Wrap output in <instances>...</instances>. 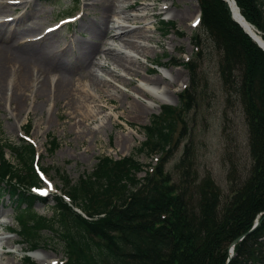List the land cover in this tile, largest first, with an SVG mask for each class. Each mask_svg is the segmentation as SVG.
<instances>
[{
	"label": "rangeland",
	"instance_id": "obj_1",
	"mask_svg": "<svg viewBox=\"0 0 264 264\" xmlns=\"http://www.w3.org/2000/svg\"><path fill=\"white\" fill-rule=\"evenodd\" d=\"M111 1L115 3L114 0ZM243 1L245 3V0L241 1V9L240 6L236 7L244 19L242 13L246 10ZM130 2L133 6L131 10L126 11L127 14L139 15L145 20L121 24L129 26L134 32L143 31L149 37L145 43L147 47L145 59L142 56L136 57L138 65L125 63V66L137 72V76L129 75L123 68L112 65L100 50L94 56L95 65L77 66V60L83 51L81 49L86 45L98 43L100 49L111 47V44L123 46L116 38L115 42L112 41L116 33L113 27L120 22L118 17H121L117 12L110 11L105 15L103 21L108 22L107 32L97 40L90 29L80 27L82 21L92 23L98 20L96 5L91 6L88 5L91 3H87L84 6L83 0H0V4L3 5L0 23L11 19L0 24V37L12 33L10 39L12 45L29 40L30 36L40 34L47 27H59L64 22L55 21L64 16H70L69 20L73 22L82 14L80 20L69 26H61L44 39L48 38L52 42V49L58 53V57L66 58L74 65L68 78L71 88L74 90L75 85L87 86L86 89H90L92 95L94 94V102L88 103V106L96 116L95 119L85 120L71 107L63 106L65 101L58 102L54 107L50 97L48 100L43 98L35 101L34 97H31V91L25 93L23 109L17 111H14L6 101L0 100V146L16 147L19 140L24 138L31 143L38 155L37 170L43 175V178L39 177L42 181L40 188L46 192V196L41 197L46 200L44 205L35 202L31 208H27L25 205H18L6 191H0V239L9 240L2 246V250L7 257L4 259L10 264H41L38 259L48 258L46 264L65 263L61 243L55 240L53 233L45 229L38 231L40 236L37 238L38 246L30 251L29 242L19 234L20 227L16 216L20 213L23 218H29L32 222L49 219L53 212L54 196L60 197L64 191L60 175L66 176L74 183L83 172L91 171L99 156L106 155L114 159L128 157L145 139L141 128L147 126L153 116L161 114L162 106L180 109L177 110L178 118L173 115L176 119L172 127L173 138L168 143L172 153L163 162L164 173L169 174L173 181H176L179 174L184 171L189 173L187 185L190 187L201 179H208L213 186L219 188L220 199L223 202L229 195L231 186L238 185L250 168L251 136L248 133L244 106L241 105V101L229 95L228 91L231 88L228 87L226 78L229 77L226 76L221 64L222 53L214 47V34L218 33L221 39V33L217 29L218 22L214 20V14L218 12L215 13L212 7H208V3L212 1ZM224 4L229 13V7L225 2ZM117 5L125 7L126 3ZM144 6L145 12H141ZM164 8L165 10H162ZM228 17L231 18V13ZM205 18H209V25L206 24V20L204 21ZM197 19L198 24L195 23ZM160 20L171 24L166 33L158 23ZM251 26L259 36H262L253 25ZM99 62L101 66L97 67L96 64ZM164 69L173 80L163 73ZM144 70L147 71L146 76ZM48 72L52 84L57 72L52 69ZM93 72L98 73V78H105L109 85L99 84L94 88L91 83L94 79ZM113 75L115 77H112ZM234 75L241 78V71ZM157 76L164 79L162 86L167 88L169 104L156 106L150 104L137 90L143 78L153 79ZM258 81V77L254 78V83ZM186 99L189 100V104L187 110H183ZM34 102L39 103L41 110L33 114ZM134 102H141L143 106L132 110L131 105ZM26 129L27 137H24ZM48 137H52L56 143V149L52 153L47 151ZM184 147H187L190 154L188 153V159L183 162L180 169L175 170ZM3 155L9 163H15L7 149L3 150ZM164 156L156 152L149 156L145 153L133 156L132 158L143 167L136 173V178L142 179L146 173L145 169L155 167ZM259 216V213L255 215L253 225L255 222L258 225ZM232 254L234 256L233 249ZM34 255H38L39 258ZM245 264H263L262 256L259 255L253 262Z\"/></svg>",
	"mask_w": 264,
	"mask_h": 264
},
{
	"label": "trees",
	"instance_id": "obj_2",
	"mask_svg": "<svg viewBox=\"0 0 264 264\" xmlns=\"http://www.w3.org/2000/svg\"><path fill=\"white\" fill-rule=\"evenodd\" d=\"M210 1L208 7L218 12L214 20L221 33L219 39L215 32L214 47L222 53L229 95L244 106L251 136L252 163L243 179L231 186L221 202L219 188L208 179L190 187L187 171L176 181L164 173L163 162L172 153L168 143L173 138V117L178 118L180 109L162 106L161 114L141 128L145 139L128 157L99 156L91 171L83 172L74 183L60 175L61 195L70 206L54 196L49 219L32 222L20 213L16 216L19 234L29 242L30 251L38 246V231L45 229L61 243L64 264H245L259 255L264 264V52L228 17L230 11L222 0ZM233 1L239 7L242 0ZM244 6V20L263 39L264 0H245ZM205 20L209 25V18ZM158 23L164 33L171 27L162 20ZM240 71L241 78L234 75ZM257 77L259 81L254 83ZM188 101H184L183 110H187ZM47 139V151L52 153L56 143L52 137ZM4 149L14 164L4 158ZM152 152L165 156L137 179L136 173L143 167L132 157ZM188 153L184 147L175 170L188 159ZM35 162L34 148L24 140L16 147L0 146V191L27 208L35 202L46 203L30 193L41 185ZM258 213V225L248 232ZM245 233L227 262L228 246Z\"/></svg>",
	"mask_w": 264,
	"mask_h": 264
},
{
	"label": "bare ground",
	"instance_id": "obj_3",
	"mask_svg": "<svg viewBox=\"0 0 264 264\" xmlns=\"http://www.w3.org/2000/svg\"><path fill=\"white\" fill-rule=\"evenodd\" d=\"M83 1L85 2L84 6H86L87 3H91L88 4L91 6H98V20L92 23L88 21H82L80 23V27L83 29H90V31L95 35V38H97L98 40L99 37H103V35H105V32H107L108 22L107 20L103 21L105 15L110 11L117 12V14L121 17H118L120 22H116L117 24L115 25V27H113L116 33L112 37V41L115 42L116 38V41H121V44L123 46L111 44L112 48L109 46L100 49L98 43L86 45L83 49H81L83 51L81 52L80 59L77 60V66L82 67L85 64L95 65L93 59L97 52H99L100 50V52L112 62V65L120 67L121 69L123 68V70L127 71L129 75L137 76V72L135 70H132L130 67L125 66V63L138 65V58L136 59V57L142 56L145 59L144 54L147 51L145 43L148 41L149 37L146 35L147 33L145 34V32L143 31L134 32V30L129 26H123L122 24L125 25V23L127 24V22L129 21L139 22V20L143 21L145 19H143V17L139 15L127 14L128 12L126 11L131 10L133 6L131 4L132 2H130L131 0H114V4L111 0ZM117 3H126V6L120 7L119 5H117ZM2 6L3 5L0 4V13L3 10ZM162 10H165V8ZM141 12H145V6L141 8ZM239 23L242 25V27H244L245 31L260 44V46L264 47V40L254 31L251 25L246 23L243 18L242 20H239ZM12 35V33H9L6 36L2 35L0 37V100L4 102L6 101L14 111H17L19 109H23V102L24 100H26L25 93L31 91V97H34L35 101L43 98H46V100H48L50 97L54 104V107H56V104L58 102L65 101L63 106H66L68 108L71 107L72 109H74L76 114L83 119H95L96 116L90 111L88 106V103L94 102V94L92 95L90 89H86L87 86L80 87L75 85L73 86L74 90L73 88H71L72 85L68 78L70 76V73L73 71L72 66L74 65L66 58L64 59L57 56L58 53L56 54L52 49V42L48 38H43L40 41L36 40L32 42V44L20 45L19 43V45H12L13 43H11L10 41ZM119 51L122 53H120ZM118 52L121 55H119ZM96 66L100 67V62L97 63ZM49 69L57 72L56 79L52 84L50 81L51 78H48ZM163 73L165 75H168L170 79L173 78L166 72L165 69ZM144 74L145 76L147 75L146 70H144ZM97 75L98 73L96 72L93 77L94 79L91 81V83H93L94 85V88L97 87L95 85L99 84L109 85L105 78H98ZM112 77L115 76L113 75ZM163 80L164 79L160 76H157L153 79L143 78V80H141V84L137 87V90L144 99L150 102V104H154L155 106L156 104H169L170 99L166 94L167 88L162 86ZM71 89L73 90V99L71 98ZM140 106H143L141 102H134L131 105V109L137 110L140 109ZM39 110H41L39 107V103L34 102L32 107L33 114L35 112H38ZM47 121L48 123L50 122L49 119ZM8 241V239H0V264H10L8 260L4 259L7 257L5 256V252H3L2 250V246L7 244ZM34 256L39 258L38 255ZM38 261L41 264H46L47 261H49V258L38 259Z\"/></svg>",
	"mask_w": 264,
	"mask_h": 264
},
{
	"label": "water",
	"instance_id": "obj_4",
	"mask_svg": "<svg viewBox=\"0 0 264 264\" xmlns=\"http://www.w3.org/2000/svg\"><path fill=\"white\" fill-rule=\"evenodd\" d=\"M222 1H224L226 4H227V6L229 7V11H230V13H231V19L241 28V30H242V32L243 33H245L251 40H252V42H254L255 44H256V46L261 50V51H263L264 52V47H262V46H260V44L252 37V36H250L246 31H245V29H244V27H242V25L239 23V20L241 19L242 20V17L239 15V11H238V9H237V7H236V5H235V3L233 2V0H222ZM236 18H238V19H236ZM257 225V222H255L254 223V225L251 227V229L248 231V232H250V231H252L254 228H255V226ZM247 232V233H248ZM247 233H245V234H243L242 236H240V237H238V238H236L234 241H232L231 242V245H230V247H229V253H228V256H227V262L230 260V258L233 256V254H232V248H233V246L237 243V242H239L240 240H242V238L247 234Z\"/></svg>",
	"mask_w": 264,
	"mask_h": 264
},
{
	"label": "snow or ice",
	"instance_id": "obj_5",
	"mask_svg": "<svg viewBox=\"0 0 264 264\" xmlns=\"http://www.w3.org/2000/svg\"><path fill=\"white\" fill-rule=\"evenodd\" d=\"M195 23H199V20L197 19V21L195 22ZM194 26H195V24H194ZM49 31H52L51 29H49ZM49 187H51V185H49ZM43 195H46V193H42Z\"/></svg>",
	"mask_w": 264,
	"mask_h": 264
}]
</instances>
